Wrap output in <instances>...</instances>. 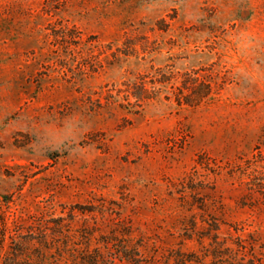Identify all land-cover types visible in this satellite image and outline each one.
<instances>
[{"label":"rangeland","instance_id":"1","mask_svg":"<svg viewBox=\"0 0 264 264\" xmlns=\"http://www.w3.org/2000/svg\"><path fill=\"white\" fill-rule=\"evenodd\" d=\"M0 264H264V0H0Z\"/></svg>","mask_w":264,"mask_h":264},{"label":"trees","instance_id":"2","mask_svg":"<svg viewBox=\"0 0 264 264\" xmlns=\"http://www.w3.org/2000/svg\"><path fill=\"white\" fill-rule=\"evenodd\" d=\"M159 85H156L155 83ZM198 82L197 77L193 78V86L186 87L187 95L182 99L184 104L187 105H197L205 99H208L212 93V87L209 82ZM151 82V86H148L147 82L143 78H139L136 81L124 83L126 86L125 89V97L129 100L133 101L131 104L140 107L146 101L153 100L160 93L161 89L165 87L168 83V78H163L162 80H158ZM184 86V85H183ZM185 88V87H183ZM180 102V101H178Z\"/></svg>","mask_w":264,"mask_h":264}]
</instances>
